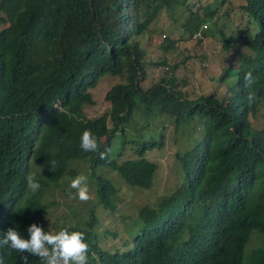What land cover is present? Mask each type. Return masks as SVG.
<instances>
[{"label": "trees", "instance_id": "trees-1", "mask_svg": "<svg viewBox=\"0 0 264 264\" xmlns=\"http://www.w3.org/2000/svg\"><path fill=\"white\" fill-rule=\"evenodd\" d=\"M189 1L0 0V239L10 227L28 238L34 223L47 232L53 218L54 234L65 228L85 234L87 264H264V123L251 119L264 121V0H196L195 9ZM233 9L247 22L224 35L220 22ZM159 12L183 20L188 38L216 35L223 49L233 48L237 67L220 73L222 94L189 99L176 66L141 88L140 42ZM164 42L165 52L173 49L174 41ZM238 42L245 52L235 49ZM246 73L257 78L250 107ZM104 78L119 79L105 93L109 108L87 118L84 111L95 104L90 89ZM170 126L168 135L180 134L184 143L196 132L186 136L180 128H202L190 148L175 154L178 183L135 216L118 215L115 185L102 168L117 171L128 188L149 189L156 166L143 153L160 149ZM85 130L96 137L98 152L79 147ZM116 130L120 151L130 146L138 163H117ZM109 148L101 160L99 152ZM30 172L41 185L35 194L27 187ZM79 175L87 177L94 201L79 214L56 217L72 206L56 198L73 201L66 188ZM107 214L118 217L121 232L103 229ZM254 236L257 246L250 248ZM21 255L0 246L3 264H22Z\"/></svg>", "mask_w": 264, "mask_h": 264}, {"label": "rangeland", "instance_id": "rangeland-1", "mask_svg": "<svg viewBox=\"0 0 264 264\" xmlns=\"http://www.w3.org/2000/svg\"><path fill=\"white\" fill-rule=\"evenodd\" d=\"M189 4L191 9H195L198 6L196 0H190ZM232 7L233 5L229 8ZM221 9L224 11L223 7ZM228 13V18L222 19L220 23L225 26L222 30L224 35H233L235 25H244L246 19L238 9L230 10ZM175 18V15L170 17L165 12L155 14L148 26V33L141 39V49L145 53L144 63L146 73L144 79L140 83L141 88L146 90L163 77H169L172 72V67L176 66L174 69L175 72L173 71L174 76L177 80H184L186 83L182 91L189 94V99H196L199 96H205L213 92L219 95L222 94L224 90L221 85L218 84L220 73L228 66L237 67V57L234 56L233 48L223 49V43L220 37L216 35L204 38L201 36V38L198 39L197 36L188 38L182 31L183 20L176 21ZM240 19L243 20L240 21ZM166 39L174 41L173 49L168 52L163 50L164 40ZM235 49L245 52L240 42L235 45ZM161 62H166V65L164 67L156 66ZM118 81V78H104L100 80L94 88L90 89L95 104L90 108H86V111H84L87 118H96L108 110L109 103L104 101L105 93ZM193 125L196 126V124ZM171 127L173 126L168 127L165 133L169 132V134H171L172 130H169ZM119 132L120 131L116 130L111 139V147L115 150V154H120V158L117 161L121 162L126 157H133V159H136L137 155L129 152L132 151L130 146L126 149L124 154L120 151L123 140L119 139ZM179 132L185 133L186 136L188 133L196 132L195 136L197 137L193 139L191 136L189 142L184 143V138H182L180 134L175 136V138L167 134L166 141L160 152L147 151L143 153L150 163L159 167L157 175L153 179L149 189L128 188L126 182L120 177L117 171L105 167L102 168L107 179H110L116 186L118 201L115 203V211L119 213L118 215H126L128 217L135 216L142 206L153 205L159 197L166 194L168 195L170 190L175 188L178 183V165L175 161L174 154L175 152L188 149L190 142L201 136L202 128L192 130L190 127L188 130L184 131L180 128ZM131 136L140 137V135H137L136 132L133 131ZM172 138L175 144H173ZM124 148L125 146L123 149ZM88 185L87 183V186ZM66 189H71L74 191L73 194H75L76 190L72 189L70 185ZM89 192L90 199L87 202H81L78 198H72L73 201H61V197H57L56 200L60 203L61 207H66L63 206L64 202L70 203L69 206H72L69 210L65 209L64 211L60 208L56 210V217H61L63 214L71 217L81 213L82 208H85L83 207L84 203H92V201H94V193L91 192V190ZM49 199L48 197V200ZM94 211L99 212V207H96ZM103 218L108 220L107 224L103 226V229H118V231L121 232L122 227L117 216L109 217V214H107V216ZM50 221L51 222L47 224V232L54 234L57 228L53 224V218ZM98 234L103 237V230L98 231ZM99 245L102 246L103 243ZM255 246H257L256 236H254L249 243L250 248H254Z\"/></svg>", "mask_w": 264, "mask_h": 264}, {"label": "clouds", "instance_id": "clouds-1", "mask_svg": "<svg viewBox=\"0 0 264 264\" xmlns=\"http://www.w3.org/2000/svg\"><path fill=\"white\" fill-rule=\"evenodd\" d=\"M254 26L257 32L258 31L257 24L254 23ZM256 83H257V78L254 77L252 73L245 74L244 86L248 90L245 100L249 107L257 99L256 93L252 90L253 86ZM251 119L258 120L261 124L264 123V121H261V119L257 117ZM168 133L169 132L166 133V137ZM79 147L84 152L99 151V145L97 143V139L89 130H85L82 136L80 137ZM161 149L162 147L160 149L153 151L160 152ZM110 151L111 149L109 148L103 152H99V158L101 160L107 159L108 153H110ZM129 152L133 154L132 151ZM178 152L181 153L182 151H178ZM178 152H175V154ZM175 154H174V158H175ZM143 159H146V156H144ZM139 161L140 159L138 158L133 159V157H126L123 161L121 162L117 161V163L123 165L127 162L138 163ZM83 166H84L83 169L84 173L85 172L89 173L90 172L89 165H83ZM158 169L159 167L157 166L155 175L153 176L154 178L157 175ZM178 172H179V166H178ZM177 177H178V173H177ZM26 179H27L28 190H30L33 194H35L40 190L41 185L36 179V174L30 172ZM69 185L72 189L76 190L75 194L71 195L70 198H78L81 202H87L90 199L89 190L87 186V177L85 175L77 176L75 179L71 180V183ZM27 232H28V238H23L20 232L15 227H10L7 229L6 233L4 234L3 239H0V246H7L11 250L22 254L21 255L22 264H28L29 255L39 258L44 262V264H87L89 247L88 244L85 242L86 237L83 232L69 231L67 228H65L59 231L57 234H51L49 232H45L41 227H38L35 223L32 224L27 229ZM0 264H3L2 260H0Z\"/></svg>", "mask_w": 264, "mask_h": 264}]
</instances>
